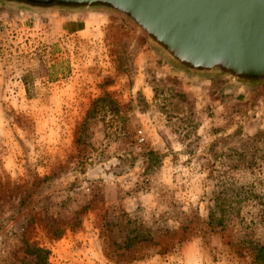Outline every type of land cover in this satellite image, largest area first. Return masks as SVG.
<instances>
[{
	"label": "rangeland",
	"instance_id": "rangeland-1",
	"mask_svg": "<svg viewBox=\"0 0 264 264\" xmlns=\"http://www.w3.org/2000/svg\"><path fill=\"white\" fill-rule=\"evenodd\" d=\"M16 8L0 29V264H34L28 245L50 264H257L264 82L190 73L100 7ZM86 9L107 19L69 33L51 17Z\"/></svg>",
	"mask_w": 264,
	"mask_h": 264
},
{
	"label": "water",
	"instance_id": "water-1",
	"mask_svg": "<svg viewBox=\"0 0 264 264\" xmlns=\"http://www.w3.org/2000/svg\"><path fill=\"white\" fill-rule=\"evenodd\" d=\"M126 17L178 67L264 82V0H15Z\"/></svg>",
	"mask_w": 264,
	"mask_h": 264
},
{
	"label": "crops",
	"instance_id": "crops-1",
	"mask_svg": "<svg viewBox=\"0 0 264 264\" xmlns=\"http://www.w3.org/2000/svg\"><path fill=\"white\" fill-rule=\"evenodd\" d=\"M20 2V1H13ZM12 5L4 6L0 4V29L5 25V22L10 16V12H15L18 10L16 7H19L20 13H22L25 19L35 17L38 21V13H42L43 11H39L38 5H21L16 3H11ZM66 14H57L54 16L47 14H40V17H54V20H58V18L62 21V29H66L69 33H77L81 30L93 26L95 24L101 23L103 20L107 19V16L104 13L93 11V10H84V11H72Z\"/></svg>",
	"mask_w": 264,
	"mask_h": 264
},
{
	"label": "trees",
	"instance_id": "trees-1",
	"mask_svg": "<svg viewBox=\"0 0 264 264\" xmlns=\"http://www.w3.org/2000/svg\"><path fill=\"white\" fill-rule=\"evenodd\" d=\"M65 8H71V7H65ZM25 252L33 258L34 264H50L48 260L49 257L48 251L41 247L28 245L26 246ZM249 252L253 253L254 255L253 258L257 262V264H264V245L253 246L249 248Z\"/></svg>",
	"mask_w": 264,
	"mask_h": 264
}]
</instances>
